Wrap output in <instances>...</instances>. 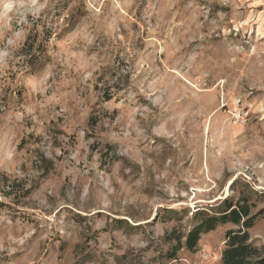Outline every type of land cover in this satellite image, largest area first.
<instances>
[{
    "label": "rangeland",
    "instance_id": "374dc122",
    "mask_svg": "<svg viewBox=\"0 0 264 264\" xmlns=\"http://www.w3.org/2000/svg\"><path fill=\"white\" fill-rule=\"evenodd\" d=\"M243 192L264 208V0H0V264H219L232 225L167 236Z\"/></svg>",
    "mask_w": 264,
    "mask_h": 264
},
{
    "label": "trees",
    "instance_id": "16d2710c",
    "mask_svg": "<svg viewBox=\"0 0 264 264\" xmlns=\"http://www.w3.org/2000/svg\"><path fill=\"white\" fill-rule=\"evenodd\" d=\"M254 208L255 202L251 201L248 193L243 192L236 198H225L213 211H196L192 215L194 225L186 235L173 231L167 236V240L173 243L168 260L176 259L181 249L195 252L201 235L229 224L235 228L225 232L219 264H264V245H254L248 232L259 218L264 217V208L253 214Z\"/></svg>",
    "mask_w": 264,
    "mask_h": 264
},
{
    "label": "built area",
    "instance_id": "2783aa9c",
    "mask_svg": "<svg viewBox=\"0 0 264 264\" xmlns=\"http://www.w3.org/2000/svg\"><path fill=\"white\" fill-rule=\"evenodd\" d=\"M240 103V100L237 101V104ZM230 115L233 117V121L235 123H243L246 120V116L244 115V112L237 111V112H230Z\"/></svg>",
    "mask_w": 264,
    "mask_h": 264
}]
</instances>
